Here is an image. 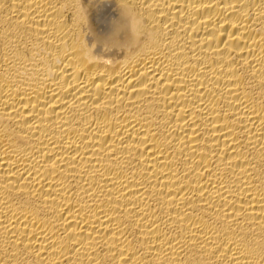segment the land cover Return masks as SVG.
I'll list each match as a JSON object with an SVG mask.
<instances>
[{"label":"bare ground","instance_id":"obj_1","mask_svg":"<svg viewBox=\"0 0 264 264\" xmlns=\"http://www.w3.org/2000/svg\"><path fill=\"white\" fill-rule=\"evenodd\" d=\"M0 264H264V0H0Z\"/></svg>","mask_w":264,"mask_h":264}]
</instances>
